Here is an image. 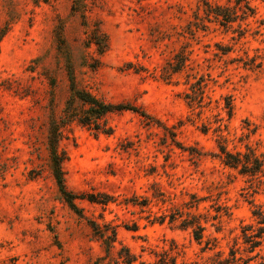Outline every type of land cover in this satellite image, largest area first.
I'll return each mask as SVG.
<instances>
[{"label":"rangeland","instance_id":"374dc122","mask_svg":"<svg viewBox=\"0 0 264 264\" xmlns=\"http://www.w3.org/2000/svg\"><path fill=\"white\" fill-rule=\"evenodd\" d=\"M98 27L103 53L89 40ZM67 67L78 88L148 115L109 113L108 134L70 123L66 188L111 197L76 198L77 210L46 148L70 95ZM220 145L264 153V0H0V264L228 256L246 245L242 227H258L264 191L251 193ZM187 212L199 215L200 242L179 226Z\"/></svg>","mask_w":264,"mask_h":264},{"label":"trees","instance_id":"16d2710c","mask_svg":"<svg viewBox=\"0 0 264 264\" xmlns=\"http://www.w3.org/2000/svg\"><path fill=\"white\" fill-rule=\"evenodd\" d=\"M82 18L85 19L84 12ZM86 25V23H85ZM89 40L96 47L99 53H103L108 48L107 34L99 27L94 29L89 35ZM67 74L70 82V95L66 101L60 119L51 118L49 121L46 148L52 174L56 180L58 190L68 205L77 210L74 203L76 198H87L91 202L106 204L110 201V196L105 193L86 195L76 194L66 188L62 164L67 159V153L61 146V141L67 138V133L70 131V123L75 121L81 125L89 126L92 129L103 133H110L111 127L100 121L109 113L123 110H131L140 112L148 116L147 113L141 111L139 107L127 102H110L92 94L91 92L78 88L74 82L73 72L70 67H67ZM82 104L80 110L74 107V101ZM223 162L232 168H238L240 174L247 176L249 183L248 188L251 193H257L260 189L264 191V153L257 155L253 151L249 154L241 155L240 153H231L223 145L219 147ZM263 186V187H262ZM248 193V191H247ZM252 215L256 219L258 227L252 228L253 225L242 227L243 242L246 245H241L231 248L228 256H223L220 252H216L208 263L202 264H264V203L252 204ZM167 215H164V219ZM181 216V215H180ZM176 220L175 215H170L169 222ZM179 226L182 228H190L194 239L198 242L202 239L203 225L199 220V215L191 212L186 213V217L182 218ZM115 234V231H112ZM105 236V235H102ZM105 239H109L106 235ZM112 241H114L112 239ZM107 246V252L110 245ZM123 257L122 263L130 264L133 261V256L129 253ZM119 258L121 256L119 255ZM155 264H177L176 256L163 251L155 261ZM182 264H192L190 262H182Z\"/></svg>","mask_w":264,"mask_h":264}]
</instances>
